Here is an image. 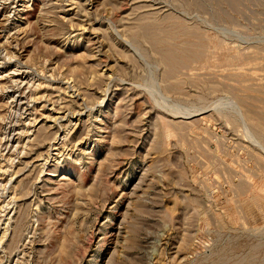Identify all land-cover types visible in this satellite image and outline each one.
<instances>
[{"label": "rangeland", "instance_id": "1", "mask_svg": "<svg viewBox=\"0 0 264 264\" xmlns=\"http://www.w3.org/2000/svg\"><path fill=\"white\" fill-rule=\"evenodd\" d=\"M0 237V264H264V0H0Z\"/></svg>", "mask_w": 264, "mask_h": 264}, {"label": "bare ground", "instance_id": "2", "mask_svg": "<svg viewBox=\"0 0 264 264\" xmlns=\"http://www.w3.org/2000/svg\"><path fill=\"white\" fill-rule=\"evenodd\" d=\"M18 77H20V75L18 76ZM33 123V122H32ZM19 136V135H18ZM53 149H54V147H53ZM1 238V237H0Z\"/></svg>", "mask_w": 264, "mask_h": 264}]
</instances>
